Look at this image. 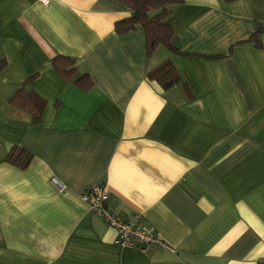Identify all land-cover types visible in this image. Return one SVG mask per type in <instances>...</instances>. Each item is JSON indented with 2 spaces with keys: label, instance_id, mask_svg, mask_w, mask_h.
<instances>
[{
  "label": "crops",
  "instance_id": "obj_1",
  "mask_svg": "<svg viewBox=\"0 0 264 264\" xmlns=\"http://www.w3.org/2000/svg\"><path fill=\"white\" fill-rule=\"evenodd\" d=\"M170 10L172 48L148 55L114 0H0V264H264V0ZM166 60L163 87L147 73ZM21 88L45 99L38 122L10 103ZM94 184L167 246L115 244L79 198Z\"/></svg>",
  "mask_w": 264,
  "mask_h": 264
},
{
  "label": "trees",
  "instance_id": "obj_2",
  "mask_svg": "<svg viewBox=\"0 0 264 264\" xmlns=\"http://www.w3.org/2000/svg\"><path fill=\"white\" fill-rule=\"evenodd\" d=\"M114 1L127 6L131 10L130 17L116 22L115 29L117 31H126L132 29L136 24H140L145 31V43L148 55L158 44L172 48L170 39L173 34V28L170 6L179 3L181 0ZM262 32H264V28L258 26L248 37V40L254 41L259 46V36ZM52 64L65 78H70L75 74L73 60L67 56L57 55L53 57ZM147 77L156 80L163 87H167L178 81L175 68L168 60L150 70L147 73ZM10 103L30 113L32 121L38 122L45 105V99L35 92L26 91L21 88L11 97ZM31 157V153L25 148L13 146L8 152L6 160L15 166L24 168L28 165Z\"/></svg>",
  "mask_w": 264,
  "mask_h": 264
},
{
  "label": "built area",
  "instance_id": "obj_3",
  "mask_svg": "<svg viewBox=\"0 0 264 264\" xmlns=\"http://www.w3.org/2000/svg\"><path fill=\"white\" fill-rule=\"evenodd\" d=\"M41 4H47L48 0H36ZM51 182L56 184L57 180L52 177ZM80 200L87 203L89 209L99 215L114 232V243L119 246H141L144 248L152 243L160 246H167L161 236L154 230V226L142 219L139 213L130 219H121L110 212L104 202L107 199V192L98 184L87 188L79 194Z\"/></svg>",
  "mask_w": 264,
  "mask_h": 264
}]
</instances>
